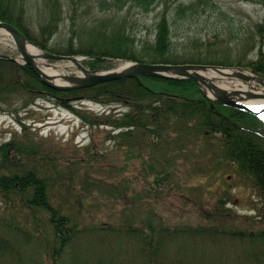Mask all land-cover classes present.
<instances>
[{"label":"trees","instance_id":"trees-1","mask_svg":"<svg viewBox=\"0 0 264 264\" xmlns=\"http://www.w3.org/2000/svg\"><path fill=\"white\" fill-rule=\"evenodd\" d=\"M69 1L73 15L85 4L84 0H42L48 20L36 29L27 19L28 0H0V21L13 25L28 41L49 53L88 57L82 63L92 71L115 68L117 61L233 66L184 51L189 46L222 41H210L207 35L188 38L181 50L179 42H174L171 25L184 24L209 4L213 6L210 0L179 3L173 8L172 22L165 3L153 41H144L141 49L134 48L126 24L119 20L120 13L129 5L148 12L160 0H93L84 13L91 15L88 8H96L90 28L94 41L75 46L72 34L66 48L56 51L48 48L47 42L58 31L63 6ZM255 28L251 49L256 47L264 25ZM217 30L213 33L217 38L222 33L229 39L238 35L232 28ZM245 66L264 78L262 52ZM37 99L74 112L90 128L92 141L81 154L64 157L44 149L23 124V136L13 134L8 141L0 142V264H63L70 258L68 252L75 247L76 239L92 232L125 237L137 246L142 264H264V228H256V217L238 215L227 207L230 196L222 192H216L209 211L198 208L206 198L203 180L222 174L247 178L264 204V122L257 116L212 102L193 79L146 74L56 90L42 83L30 66L0 58V112L30 109ZM86 101L104 110L94 114L77 105ZM100 130L111 150L124 155L123 165L102 169L97 164L102 153L109 150L95 147L94 135ZM134 158L140 165L130 164ZM179 162L189 172H199L200 186L182 182ZM132 174L140 180L142 191L130 196ZM207 183L212 185L211 181ZM91 185L112 193L109 195L126 207L142 204L144 218L87 226L91 206L85 205L81 191L83 194ZM164 196H179L185 205L202 213L207 223L165 224L154 205ZM236 243L243 249L230 246ZM207 249L215 250L214 258H205ZM175 250L173 259L165 257ZM73 258L74 264L77 258Z\"/></svg>","mask_w":264,"mask_h":264},{"label":"rangeland","instance_id":"rangeland-1","mask_svg":"<svg viewBox=\"0 0 264 264\" xmlns=\"http://www.w3.org/2000/svg\"><path fill=\"white\" fill-rule=\"evenodd\" d=\"M193 1L195 0H160V3L152 7L148 12L143 11L136 5H129L120 13L121 18L119 20H122L126 24L127 32L133 38L134 48L141 49L144 41H153L155 27L164 11L165 3L168 6L167 14L169 21L172 22L173 8L179 3L188 4ZM210 1L213 3V6L209 4L206 10L201 9L195 17L188 19L186 23L171 25L174 42L180 43H178L179 50L186 46L184 44L188 42V38L207 35L210 41H222L223 44L210 42L208 45L203 46H189V50H184L185 53H190L191 56L202 59L207 57L222 64H232L233 66L229 68H237L246 74L258 77L245 65L250 61L256 60L261 52L264 57V30L260 38L256 39L258 40L255 44L256 47L251 49L250 46L253 42L250 38L252 32L256 30L255 26L257 24L264 25V4L260 3V0ZM82 2L85 4L79 7L76 15H73L71 1L64 4L58 31L47 42L48 48L56 51L64 50L72 34L75 36L73 40L75 46L89 44L94 41L90 33V28L94 20V11H96V8H88V11L92 12V17L91 15H85L84 10H87L86 5L93 3V0H84ZM27 19L29 25L36 29L40 23L45 24L47 22L48 15L46 14L42 0H28ZM221 28L225 30H231L232 28L233 31L238 32V35L232 39L227 38L226 33H222L218 38L215 37L213 33H218L217 29ZM0 55L16 59L19 56L14 42L8 35L0 34ZM45 63H41L42 66L45 69L51 68L55 70L58 78L61 76L81 75L80 70L75 65H70L68 61L45 60ZM119 63L118 67L122 63L124 64L121 61ZM258 78L264 80L262 77ZM212 82L223 89L239 91L240 94L235 95V97L245 100L248 97L242 91L259 94L258 91L264 89L261 84L255 81L251 83L237 77L213 79ZM77 105L83 110L94 114H100L104 110L102 106L88 101L81 102ZM23 124L27 125L30 134L39 140L44 149H50L64 157L81 154L82 148L92 141L90 138V128L74 112L59 108L53 105L52 102L37 99L30 109L20 110L18 113L0 112V142L8 141L12 138L13 134L23 136ZM93 141L95 147H98L99 150L105 148H109L110 150L102 153L103 158L100 157L99 163H97L102 169H106L111 164H118L119 166L124 164V155L118 150H111L110 143L105 141L104 131H96ZM130 164L135 166L140 165V160L134 158L133 162L130 161ZM178 164L181 169L179 176L182 177V182L194 187L200 186L199 177L201 175L199 172H189L187 166H184L181 162ZM125 175L128 177L130 174L127 172ZM210 181L212 185H208L207 182ZM129 184L131 189L130 196L142 191V184L134 175L132 180L129 181ZM203 186L205 189L203 196L206 198L203 202V208L198 207L201 211H209L208 208L217 197L215 195L216 192L227 193L230 196V203L227 204V207L232 208L238 215L256 217V228H264V204L260 200L256 189L252 187L247 178L233 174H222V176H212L209 180L204 179ZM99 188L98 186L91 185L86 189V192L83 191V194L81 191V197L85 205L91 206L89 208L90 217L86 218L87 226L111 222V225H114L115 223H121L124 219H131L132 217L137 222V218H144L145 211L142 210L144 208L142 204L138 203L139 206L130 205L126 207L124 206V202L109 195L112 193ZM173 197L164 196L162 200H159L157 203L154 202L155 208L162 215L165 224L184 226L188 224L198 225L207 223V220L202 217V213L195 211L191 205H185L184 200L179 196L176 199ZM1 208L2 206L0 205V210ZM74 246L68 252L71 255L70 258L63 264H73V256L77 258L74 264H100V262L104 264L143 263L142 254L139 253L137 246L129 243L125 237L116 238L110 237L105 233L92 232L83 236L81 235L79 239H76V245ZM230 246L235 249L240 248L238 243L231 244ZM222 248L225 250L224 253L227 256L226 247L222 245ZM240 249L235 251L236 257L241 252ZM36 250L42 252L41 249L36 248ZM180 252H183V250ZM176 253L177 250L171 254H165V257L167 259H173ZM229 253L233 254L232 248ZM186 254L187 256H192L188 252ZM214 254V249H207L205 258H208L209 255L211 258H214ZM42 257V254L39 255L38 260ZM232 260L234 261V256Z\"/></svg>","mask_w":264,"mask_h":264},{"label":"water","instance_id":"water-1","mask_svg":"<svg viewBox=\"0 0 264 264\" xmlns=\"http://www.w3.org/2000/svg\"><path fill=\"white\" fill-rule=\"evenodd\" d=\"M0 31L6 33L11 40L14 42L19 56L16 58H5L12 59L18 62V58L21 57L22 63L31 67L34 73L39 77L40 81L45 85L56 89V90H73L77 88H85L94 86L103 82L138 77L146 74L161 75L168 78H180V79H193L199 86L202 93L212 101L219 103L224 106L239 109L242 111L250 112L255 115H259L264 112V106L256 111L253 107H250L238 100L235 95L240 94L239 91L225 90L221 87L213 84V77L208 75L210 70L222 73V69H228L225 67L212 66V65H201V64H150V63H138V62H127L121 69L117 68L109 71H91L83 66L81 63L84 59L82 57L57 55L42 51L38 55H30L24 49V43L27 39L23 34L13 25L0 21ZM3 57V56H0ZM44 59L55 60V61H71L80 70L81 75L79 76H61L63 83H55L52 78L47 76L39 65L36 63L38 60ZM232 76L237 77L241 80L250 82V80H257L260 84H263L264 80L259 79L256 76L246 74L244 71L238 69H231ZM256 81V82H257ZM244 95L252 98H260L259 94H251L249 92L242 91ZM209 93V95H208Z\"/></svg>","mask_w":264,"mask_h":264},{"label":"bare ground","instance_id":"bare-ground-1","mask_svg":"<svg viewBox=\"0 0 264 264\" xmlns=\"http://www.w3.org/2000/svg\"><path fill=\"white\" fill-rule=\"evenodd\" d=\"M0 34H4V35H6V33H4V32H2V31H0ZM9 37V36H8ZM10 38V37H9ZM11 39V38H10ZM24 49H25V51L28 53V54H30V55H40L41 53H42V51H41V49L40 48H38V47H36L35 45H33L32 43H30V42H28V41H26L25 43H24ZM18 60H22L21 59V57L20 58H18ZM38 65H39V67L42 69V71L47 75V76H49V77H51L52 78V81L53 82H55V83H63L61 80V78H58V74L56 73V71L55 70H52L51 68L50 69H45L43 66H42V64L41 63H43V64H46L45 63V60L44 59H40V60H38L37 62H36ZM69 64L70 65H74L73 64V62H71V61H69ZM124 65H125V63L124 64H121L120 66H119V69H121L122 67H124ZM222 71V73H219V72H216V71H214V70H210L209 72H208V75L210 76V77H213L214 79H224V78H228V77H233L231 74H232V70H230V69H222L221 70ZM55 77V78H54ZM56 77H57V79H56ZM256 82L257 80H250V82L251 83H253V82ZM257 83H259V81H257ZM260 84V83H259ZM263 87H264V82H263V84H261ZM259 92V96H260V98H257V99H251V98H248V99H244V102L246 103V104H248V105H253V106H262V105H264V89H261V90H259L258 91ZM209 94V93H208Z\"/></svg>","mask_w":264,"mask_h":264}]
</instances>
